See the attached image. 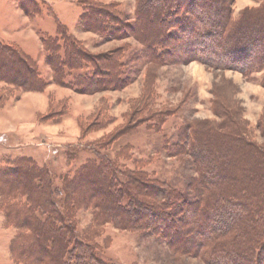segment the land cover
I'll return each mask as SVG.
<instances>
[{
  "label": "rangeland",
  "instance_id": "obj_1",
  "mask_svg": "<svg viewBox=\"0 0 264 264\" xmlns=\"http://www.w3.org/2000/svg\"><path fill=\"white\" fill-rule=\"evenodd\" d=\"M24 5L41 9L40 14L28 16ZM262 6L264 0H232V18L237 21L246 9ZM137 7L138 0H30L29 5L23 0H0V42L30 56L47 83L44 91L32 92L42 94L37 101L0 83V112L5 113L0 116V168L29 159L47 168L61 186L60 178L74 179L87 162L106 155L117 160L122 171L146 173L150 180L176 189L182 203L185 199L195 204L198 197L191 185L198 170L183 155L193 146L194 130L224 134L225 125H230L264 149L263 73L246 77L188 61L182 43L176 45L188 33L174 29V23L166 36L160 35L157 23H150L152 33L157 31V38L172 46L152 54L132 32ZM90 9L108 15L110 21L100 32L80 24ZM181 16L186 15L175 19ZM56 19L68 27L98 72L116 68L115 77L124 85L88 93L58 86L42 44V38L56 36ZM111 24L118 31L111 33ZM160 56L158 62L152 61ZM93 71L94 65H86L85 72ZM18 198L10 196L7 203H17ZM2 201L0 197V264H37L13 252V242L28 233L6 218ZM95 213L99 214L92 209L76 212L81 234L93 233ZM101 230L92 242L104 259L116 264H206L198 255L177 254L153 230L120 231L112 223Z\"/></svg>",
  "mask_w": 264,
  "mask_h": 264
},
{
  "label": "trees",
  "instance_id": "obj_2",
  "mask_svg": "<svg viewBox=\"0 0 264 264\" xmlns=\"http://www.w3.org/2000/svg\"><path fill=\"white\" fill-rule=\"evenodd\" d=\"M23 1L29 5L30 0ZM231 2L138 0L132 32L156 54L155 49L172 46L157 38V31L152 33L150 23H157L164 36L174 23V29L188 33L176 42L182 43L180 49L186 50L188 61L214 70H233L246 77L255 72L264 75V6L248 8L234 21ZM25 9L31 17L41 10ZM100 11L90 9L80 24L88 31L100 32L110 21ZM181 14L186 16L176 20ZM56 21V36L42 38V44L58 86L88 93L89 89L99 92L124 85L117 81V69L112 65L108 73L98 72L68 27ZM112 26L111 33L118 31ZM160 59L161 56L152 61ZM88 64L94 65V73L85 72ZM0 83L26 93L42 92L47 86L30 56L2 42ZM202 138L205 141L201 142ZM190 142L193 146L183 155L189 156L191 165L198 170V178L191 185L198 197L195 204L185 199L182 203L176 189L150 180L146 173L122 171L118 161L106 155L87 162L74 179L60 178L61 186L47 168L29 159L0 168L5 216L28 233L13 242V252L37 264H116L104 259L92 242L104 225L112 223L120 231L153 230L177 254L198 255L206 264H264V149L230 125H225L224 134L194 130ZM13 195L19 197L18 202L8 204L7 199ZM82 209L99 213H95L93 221L94 234H81L77 229L76 212ZM188 243L191 247H187Z\"/></svg>",
  "mask_w": 264,
  "mask_h": 264
},
{
  "label": "crops",
  "instance_id": "obj_3",
  "mask_svg": "<svg viewBox=\"0 0 264 264\" xmlns=\"http://www.w3.org/2000/svg\"><path fill=\"white\" fill-rule=\"evenodd\" d=\"M41 96L42 94H38V93H32V92L26 93V99H32L33 101L39 100ZM4 114L5 113L0 112V116ZM1 122H4V120H1Z\"/></svg>",
  "mask_w": 264,
  "mask_h": 264
}]
</instances>
